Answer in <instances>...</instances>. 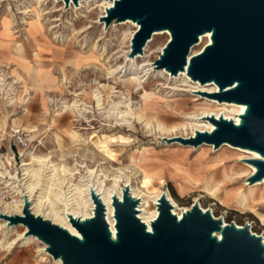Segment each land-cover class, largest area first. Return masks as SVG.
I'll use <instances>...</instances> for the list:
<instances>
[{
	"label": "rangeland",
	"instance_id": "obj_1",
	"mask_svg": "<svg viewBox=\"0 0 264 264\" xmlns=\"http://www.w3.org/2000/svg\"><path fill=\"white\" fill-rule=\"evenodd\" d=\"M101 4V0H89L66 7L64 0H0V155L13 157L7 168L22 177V159L32 151L77 168L74 182L87 167L103 168L108 175L122 169L134 185L143 174L151 175L165 181L161 189L169 191L179 207L189 208L198 199L214 217L240 226L248 223L263 239L264 224L255 215L235 206H221L198 188H191L185 196L180 194V185L186 184L184 176L196 174V169L205 171L204 176L214 161L224 158L235 171L228 191L244 189L252 171L240 160L247 156L240 157L230 147L223 153L219 148L222 144L216 149L210 143L205 150L197 148L199 145L193 148L179 139L192 133L189 126L170 135L161 133L155 124L144 125V109L159 111L165 123L177 124L190 121L187 117L205 109H214L207 105L212 96L199 93L205 88L198 82H183L154 64L169 35H160L132 66L127 55L138 28L118 25L122 21L115 20L106 25L100 20L104 13ZM18 48L30 65L46 71L45 81H31L17 60ZM198 49L194 46L191 53ZM133 72H138V80L130 86L128 78ZM95 91L101 95V108L93 97ZM144 92L153 93L149 100H145ZM174 102L183 110L174 111ZM72 103L79 107L69 108ZM127 105L132 116L115 114L119 108L126 110ZM17 130L23 134V144L18 142ZM72 130L80 134L78 141L70 138ZM104 136L110 139L107 146L114 151V159L95 147ZM200 165L204 168L199 169ZM259 211L264 213V206ZM21 231L22 226H18L8 241ZM41 248L38 242L24 245L19 241L12 248L0 244V264H55Z\"/></svg>",
	"mask_w": 264,
	"mask_h": 264
},
{
	"label": "water",
	"instance_id": "obj_2",
	"mask_svg": "<svg viewBox=\"0 0 264 264\" xmlns=\"http://www.w3.org/2000/svg\"><path fill=\"white\" fill-rule=\"evenodd\" d=\"M72 1L64 0L67 7ZM100 20L108 25L131 19L139 24L131 38L130 57L142 53L155 31L167 30L157 67L171 74L186 71L193 80L212 82L219 87L211 96L218 101L244 104L240 121L223 115L210 117L211 132L196 131L195 137L180 138L198 146L204 142L218 148L223 143L248 148L261 158L249 159L256 171L250 183L264 177V0H113ZM211 33V42L190 55L200 37ZM94 217L70 220L81 236L73 235L50 220L33 215L25 201V216H7L11 223L22 222L27 233L47 244V251L62 264H264L262 236L246 223L238 227L224 223L210 209L195 201L178 218L172 204L161 194L158 216L151 231L137 217L139 199L123 190V200L113 197L115 237L104 206L92 190Z\"/></svg>",
	"mask_w": 264,
	"mask_h": 264
},
{
	"label": "bare ground",
	"instance_id": "obj_3",
	"mask_svg": "<svg viewBox=\"0 0 264 264\" xmlns=\"http://www.w3.org/2000/svg\"><path fill=\"white\" fill-rule=\"evenodd\" d=\"M84 1L87 2L89 0H79L78 4H82ZM96 1L97 0H92L93 3H96ZM101 1V5L104 8L102 16H105L106 8L113 6L114 1ZM70 3L75 5L72 1H70ZM125 24H132L136 27V29L139 27V24L131 19L118 23V25ZM5 31L7 32V30ZM164 34L169 35L170 38V33L167 30L155 31L143 47L142 53H138L134 57H130L128 54L127 57L129 56V59L127 60L131 62V65H136L138 62L136 58L140 57L138 55L146 53V51L152 46V43L160 35ZM210 42V32L200 35L198 41L192 45L190 55L200 53L205 45ZM194 46H199V49L194 51L192 54L191 52ZM130 50L131 44L129 52ZM16 57L17 60L21 61L22 67L25 69L27 76L32 82L42 83L45 81L47 77V74L45 73L46 71L41 69L38 65L36 67L30 65V63L24 59L23 53L19 48L17 49ZM154 64L156 65V63ZM137 73L138 72L131 73V77L128 78L130 86L137 82ZM172 75L173 74L170 76ZM173 76L174 78L181 79L183 82H191L194 84H197L198 82L201 88H205L198 90L199 93L212 94L218 92L219 90V87L212 82L202 84L198 80L191 79L185 70L180 71L178 74ZM152 94L153 93L144 92L143 96L145 100H149ZM93 97L97 101V106L101 108L103 102L99 92L95 91L93 93ZM210 99L211 100H208L209 103H207V105L214 106V109H205L199 114H193L191 117H187L190 121H181L177 124L169 125L161 118L162 114L159 111L152 113L147 109L143 110L141 119H143L146 127L151 126V124H155L161 133L171 132L170 135H172L173 132L175 133L178 129H183L185 131L186 127L189 126L191 127L192 133L190 135H186L185 137L190 138L195 137L196 131L211 132L215 128V125L209 120L210 117L214 116L218 118L220 115H223L227 119H233L235 122H239V115L246 109L244 104L225 101L220 102L212 97ZM173 105L174 111L183 110V106L180 105V103L174 102ZM77 106V103H72L69 108H76ZM115 114L117 116H122V114L123 116H132L133 112L130 106L127 105L126 110L121 111L119 108L115 111ZM68 134L74 141H78L80 138V134L75 130L69 131ZM170 138H176V136H172ZM109 141L110 139L104 136L103 140L100 139L99 142L95 144V147L103 155L114 159V151L107 146ZM205 145H207L206 142L200 144L197 148L205 150ZM192 147L196 148L194 145ZM228 147L236 150L240 157L244 155L247 156V158L240 160L241 162L250 165L252 171L246 179L245 183L247 186L244 189H240L239 191H235L233 193L228 191L229 184L233 182L235 171L229 162H227L224 158L221 161H214L211 164V169L204 176L203 173L205 171L200 172L198 169H196V174L184 176L186 184L180 185V194L185 196L191 188H198L200 191L205 192L210 198L216 200L221 206H235L241 209L243 213L249 212L255 215L262 222V224H264V213L259 211V208L264 206V177L253 183L248 182L249 177L256 171V166L248 160L261 158V156L255 150L233 146L229 143H224L219 148L223 151V153H225ZM214 149L216 148L214 147ZM12 161L13 157H4V155H0V181L4 182L5 187H9V190L13 193L11 200L0 199V213L7 216L18 215L23 217L25 216L24 207L25 201L27 200L29 203V210L33 215L41 216L44 220H50L52 223L59 225L73 235L81 236L76 227L73 226L69 217L70 215L74 219L78 220H85L94 217L96 204L91 195L92 190L99 197V200L104 206L106 220L110 225V229L114 237L116 228L114 226L115 218L113 197L117 196L118 200H123V190L125 186L129 187V193L134 198L139 199V203L136 206L137 217L146 224L149 231H151V222L158 216L159 213L157 204L161 194H166V197L172 204V212H174L178 218L182 217L183 211L191 209V206L189 208L179 207L174 198L170 195L169 191L161 189L165 181L163 179H157L151 175L148 176L143 174L137 185H134L126 171L122 169H117V172L112 175H108L103 168L95 169L87 167L83 174L80 173L79 180L74 182V175L79 172L77 168L69 167L64 163H58L50 156L38 155L35 152L29 151L22 159V177H19L16 172L12 173L7 168V164L12 165ZM209 161L211 160L209 159ZM217 164H219V166H217ZM134 165L137 166L136 163H134ZM137 167L139 169V166ZM202 168H204V166L200 165L199 169ZM155 183L159 184L158 188L154 186ZM195 201H198V199H195ZM202 209L203 211L206 210L204 208ZM224 223L226 222L224 221ZM18 226H22V231L17 234L16 239L9 242V234L14 230L16 231ZM237 226L242 227L240 225ZM27 230V226L22 222L15 224L9 222L6 218H0V234L3 236L0 240L1 246L12 248L13 245L17 244L19 241H21L24 245H29L32 242H38L42 244V251L51 256L55 264H62L60 258H54L47 251V244L45 242L40 240L36 235L28 234ZM262 240L264 242V237Z\"/></svg>",
	"mask_w": 264,
	"mask_h": 264
},
{
	"label": "built area",
	"instance_id": "obj_4",
	"mask_svg": "<svg viewBox=\"0 0 264 264\" xmlns=\"http://www.w3.org/2000/svg\"><path fill=\"white\" fill-rule=\"evenodd\" d=\"M20 130H17V132L16 133H18ZM22 133H18L17 134V139H18V142L19 143H24L23 142V137H22ZM14 157H15V154H14ZM12 192H11V190H9V188L8 187H5V183L4 182H1L0 181V199H2V200H11V198H12Z\"/></svg>",
	"mask_w": 264,
	"mask_h": 264
}]
</instances>
